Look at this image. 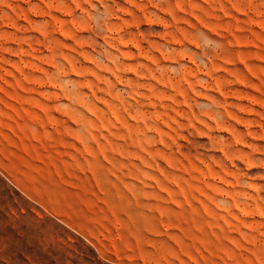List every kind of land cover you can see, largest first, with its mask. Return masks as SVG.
Masks as SVG:
<instances>
[{"label": "rangeland", "instance_id": "rangeland-1", "mask_svg": "<svg viewBox=\"0 0 264 264\" xmlns=\"http://www.w3.org/2000/svg\"><path fill=\"white\" fill-rule=\"evenodd\" d=\"M0 264H264V0H0Z\"/></svg>", "mask_w": 264, "mask_h": 264}]
</instances>
